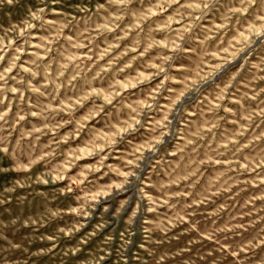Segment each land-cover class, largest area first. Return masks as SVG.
Returning a JSON list of instances; mask_svg holds the SVG:
<instances>
[{"label":"rangeland","instance_id":"1","mask_svg":"<svg viewBox=\"0 0 264 264\" xmlns=\"http://www.w3.org/2000/svg\"><path fill=\"white\" fill-rule=\"evenodd\" d=\"M0 264H264V0H0Z\"/></svg>","mask_w":264,"mask_h":264}]
</instances>
